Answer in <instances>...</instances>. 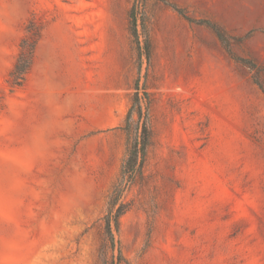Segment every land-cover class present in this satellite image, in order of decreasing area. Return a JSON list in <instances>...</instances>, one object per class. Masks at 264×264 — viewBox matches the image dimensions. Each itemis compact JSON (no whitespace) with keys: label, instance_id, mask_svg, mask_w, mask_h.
Masks as SVG:
<instances>
[{"label":"rangeland","instance_id":"374dc122","mask_svg":"<svg viewBox=\"0 0 264 264\" xmlns=\"http://www.w3.org/2000/svg\"><path fill=\"white\" fill-rule=\"evenodd\" d=\"M0 264H264V0H0Z\"/></svg>","mask_w":264,"mask_h":264},{"label":"trees","instance_id":"16d2710c","mask_svg":"<svg viewBox=\"0 0 264 264\" xmlns=\"http://www.w3.org/2000/svg\"><path fill=\"white\" fill-rule=\"evenodd\" d=\"M131 25L133 36L136 38L137 42L139 40L137 32V18L134 16V10L131 12ZM45 31V26L43 23L37 21L35 18L29 20L25 28V36L20 43V52L17 57V61L9 73L7 83L12 89H18L24 86L27 77L31 73L33 68L35 55L37 47L41 42ZM222 37V35H219ZM146 56L150 59V42L146 41ZM138 99H136L137 102ZM132 112H129L127 123L129 124L131 120ZM140 117L142 116L139 111ZM138 131V128H137ZM149 144V132L148 127L145 124L143 131L140 135L135 136L133 140L127 160L123 165V181L130 185L135 177L139 168L141 169L144 159L147 153V147ZM138 167V169H137ZM123 193L122 185L115 187L111 195L109 196V210L105 217L103 218L105 231L110 241L114 243V229L119 230L120 227V218L126 213L127 205L121 203L118 207V202ZM117 207V208H116Z\"/></svg>","mask_w":264,"mask_h":264},{"label":"crops","instance_id":"0c3cea01","mask_svg":"<svg viewBox=\"0 0 264 264\" xmlns=\"http://www.w3.org/2000/svg\"><path fill=\"white\" fill-rule=\"evenodd\" d=\"M37 49H38V47H37ZM37 52V51H36ZM35 58H36V55H35ZM34 63H35V60H34ZM36 67H35V64H33V68H32V70H31V74H30V80H31V86H32V84L34 83V81L36 80ZM55 96H56V91H53V90H49V91H47V93H46V96H45V99H48V100H50V99H53V98H55ZM43 97H44V95L42 94V92H41V95H40V98L43 100ZM47 106L49 107V108H54V105L52 106L51 104H47ZM99 111L101 112V113H106V111H104L103 110V107H100L99 108Z\"/></svg>","mask_w":264,"mask_h":264}]
</instances>
